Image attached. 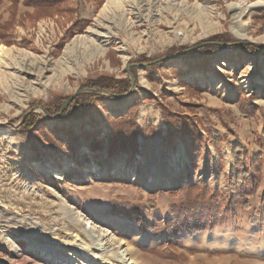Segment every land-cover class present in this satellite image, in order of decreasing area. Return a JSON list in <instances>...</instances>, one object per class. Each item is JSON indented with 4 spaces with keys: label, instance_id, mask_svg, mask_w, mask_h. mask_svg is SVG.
Returning a JSON list of instances; mask_svg holds the SVG:
<instances>
[{
    "label": "rangeland",
    "instance_id": "1",
    "mask_svg": "<svg viewBox=\"0 0 264 264\" xmlns=\"http://www.w3.org/2000/svg\"><path fill=\"white\" fill-rule=\"evenodd\" d=\"M154 1L150 10L146 0L135 9L127 5L122 12L129 30L115 28L105 56L64 74L56 61L71 41L87 36L107 0H65V11L45 18L33 17L35 9L23 1L17 7L9 0L0 4V25L11 27L4 30L5 39L14 42L1 43L0 49L25 50L35 62H20L15 54L6 68L0 63V126L8 131L0 137V264H65L35 251V244L77 264L102 263L87 241H76L78 229L61 211L57 195L125 243L136 264H264V213L260 224L251 221L264 209V50L254 57L226 47L203 57L162 60L150 71L155 64L145 66L183 52L182 47L221 42L208 41L218 34H229V43L254 41L264 47V10L251 9L259 0ZM101 74L134 77L135 87L124 98L105 99L86 117H47L30 131L19 129L28 114L44 115L40 105L86 89L82 83ZM149 98L177 112L197 105L203 144L194 145L191 135L170 138L162 111ZM133 105L140 127L137 150L109 156L106 119ZM209 127L221 133L220 148ZM91 138L102 141L103 149L92 151ZM237 143L254 179L248 209L237 196L232 149ZM175 190L178 195H171ZM154 192L157 208L147 215L152 226L181 224L183 209L194 204L216 217L212 232L155 237L109 213L117 199L147 204Z\"/></svg>",
    "mask_w": 264,
    "mask_h": 264
},
{
    "label": "trees",
    "instance_id": "2",
    "mask_svg": "<svg viewBox=\"0 0 264 264\" xmlns=\"http://www.w3.org/2000/svg\"><path fill=\"white\" fill-rule=\"evenodd\" d=\"M4 0H0V4ZM12 2L14 7H17L21 1L24 2L26 6L33 7L35 11L32 16L35 18H45L51 16L56 12H63L66 7H63L65 0H9ZM251 9L255 12L264 10V1L259 0L256 2H251ZM87 21L81 22L79 29H83L87 25ZM11 28V27H10ZM8 25H0V45L4 43L7 46L14 44L13 40L5 39L9 35L4 33V30L10 29ZM208 41H221V42H233V39L229 34H218L209 38ZM226 47L211 45L203 48L194 50L184 58L190 57H203L207 54L213 53L214 51L223 49ZM234 50H240L250 53L252 56H256L261 52V49L254 45H243L228 47ZM186 47H182L179 50H186ZM176 50H171L169 54H174ZM151 60L142 58L140 62H149ZM158 65H153L147 67L150 71L152 68ZM136 67L131 69L132 73L135 75ZM136 76V75H135ZM81 88L92 89L93 91L88 93L79 94L74 98V100L67 106L64 110L62 116L58 121H70L73 119H80L88 116L91 112L98 108V105L103 103V101L109 97L102 94L113 93L120 95H128L131 89V80L128 77L116 78L113 75L101 74L96 78H90L89 80L82 83ZM68 97H59L53 102L40 105L48 112L52 117L56 116L64 103L67 101ZM250 100L253 97L250 96ZM154 102L162 111V116L166 120L168 125V135L170 138L174 136L184 137L185 135H191L193 144L200 145L199 140L203 138L201 134L198 135L197 125L202 124L201 119L195 113L197 105H189L187 109L192 113L188 112H177L173 111L165 105L160 99L149 98ZM190 114L191 116H188ZM47 120L45 115H40L36 113L28 114L24 120L21 122L19 129L22 131H30L37 124H43ZM193 120H196L194 122ZM21 121L20 118L15 120ZM106 122L111 130V135L107 142V153L109 156H114L121 151L134 153L138 147V139L140 135V127L137 123L136 105L131 106L123 115L118 117L110 116L106 119ZM198 132V133H197ZM208 132L213 140L216 148H220L221 142L223 141L221 133L209 127ZM54 137L48 136L47 140L51 143H56ZM103 142L91 138L88 146L92 151L102 150ZM233 156L237 167V196L238 198L244 199L243 207L248 209L250 207L248 199L254 194V179L250 176L249 171L245 164V151L244 147L237 143L233 147ZM254 186V188H253ZM179 191H171L170 194L177 196ZM157 197L158 193L154 192L152 197L149 199L147 204L125 201L124 199H117L110 204L109 213L111 216L118 219H127L137 226V229L141 232L151 234L152 236H164V235H195L200 232L209 231L212 232L216 217L209 213V208H198L197 205H190L189 207L183 209L184 217L182 223L179 225H174L168 229L163 224H157L152 226L147 219V215L157 208ZM261 212V213H260ZM264 213V209L259 211V215H254L251 221L255 224H260L262 222L261 214Z\"/></svg>",
    "mask_w": 264,
    "mask_h": 264
},
{
    "label": "bare ground",
    "instance_id": "3",
    "mask_svg": "<svg viewBox=\"0 0 264 264\" xmlns=\"http://www.w3.org/2000/svg\"><path fill=\"white\" fill-rule=\"evenodd\" d=\"M142 2H145V0H107L94 24L87 31V36L71 41L66 46L63 56L56 61L60 74L76 71L79 67L83 68L85 60L105 56L114 34L113 30L115 28L123 31L129 30L130 25L122 12L124 8L129 5L132 9H135ZM146 2L149 5V10L152 7H156L157 3L154 0H146ZM15 54H17V59L20 62L34 65V59H31L27 51L2 46L0 49V63L2 67L6 68L9 66L11 60L15 58ZM73 61L75 63H72ZM7 133V129L0 126V137L5 136ZM57 198L61 203V211L66 215L69 222L78 229L76 241H87L86 243L90 251L95 252L97 256L101 257V264H110L113 259H117L121 264L137 263L130 249L125 246V243L119 241L108 230L99 228L60 195H57ZM35 245L33 249L37 252L64 261L65 264H77L73 259L63 258L58 251L50 250L51 248L48 249L39 244ZM15 246L16 242H11V247L19 252Z\"/></svg>",
    "mask_w": 264,
    "mask_h": 264
},
{
    "label": "water",
    "instance_id": "4",
    "mask_svg": "<svg viewBox=\"0 0 264 264\" xmlns=\"http://www.w3.org/2000/svg\"><path fill=\"white\" fill-rule=\"evenodd\" d=\"M209 45H218V46H223V47L254 45V46L260 48L261 50H264V47H262L261 45H259L258 43L254 42V41L241 40V41H237V42H234V43H226V42H206V43H201V44L192 46V47L188 48L187 50H185L183 52H177L174 56L163 57V58H161L159 60H155V61H153L151 63L146 64L145 66H149V65L155 64V63H157L159 61H162V60L167 61V60H170V59L177 58L179 56H185L189 52H192V51H194V50H196L198 48L205 47V46H209ZM131 80H132V84H131V89H130V92L129 93H131L133 91L134 87H135V78L134 77H131ZM91 91H93V90H86V89H84V90H79V91L75 92L73 95H71L67 99V101L64 103V105L62 106V108L58 112V114L56 116H54V117L50 116L48 114V112L45 109H43V108H41L42 109V112L49 119L59 120L60 117L62 116L64 110L74 100V98L77 95H79L82 92H91ZM102 94H104L107 97H111V98H124L125 96H127V95H120V94H113V93H105V92H103Z\"/></svg>",
    "mask_w": 264,
    "mask_h": 264
}]
</instances>
